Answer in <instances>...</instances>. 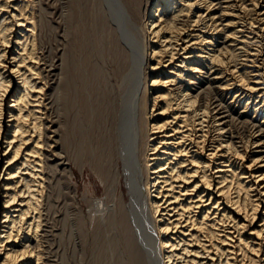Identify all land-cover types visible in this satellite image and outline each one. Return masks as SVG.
<instances>
[{
	"label": "bare ground",
	"instance_id": "bare-ground-1",
	"mask_svg": "<svg viewBox=\"0 0 264 264\" xmlns=\"http://www.w3.org/2000/svg\"><path fill=\"white\" fill-rule=\"evenodd\" d=\"M55 12L0 0V264H264V0Z\"/></svg>",
	"mask_w": 264,
	"mask_h": 264
},
{
	"label": "rangeland",
	"instance_id": "rangeland-1",
	"mask_svg": "<svg viewBox=\"0 0 264 264\" xmlns=\"http://www.w3.org/2000/svg\"><path fill=\"white\" fill-rule=\"evenodd\" d=\"M47 1V0H45ZM52 6V9L54 7V9H56L55 12V20L58 21L59 17H58V9H59V5H60V0H49ZM56 24V23H55ZM57 115V114H56ZM78 182H79V194L80 196H82L85 192L88 194V196H96V197H100L104 194V187L103 184L101 183L100 179L96 176V174L92 171V170H88L85 173L80 172L77 178ZM93 190V191H92ZM92 191V192H91ZM82 200V199H81ZM84 202V200H82ZM59 201H57V205L56 208L55 207V212H53V222L51 220L52 225L54 226V228L56 229V236L53 239V249H52V254H51V259H57V262L60 261V245H61V238L59 235V229L61 227V221H60V216H59V208L60 205L58 203ZM84 208L85 211L87 212V206L84 203ZM85 219L82 218L83 222H89L88 220H90L87 216H84ZM86 220V221H85ZM88 243V242H87ZM87 247L90 248V241L87 244ZM55 250V251H54Z\"/></svg>",
	"mask_w": 264,
	"mask_h": 264
}]
</instances>
